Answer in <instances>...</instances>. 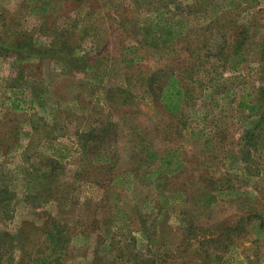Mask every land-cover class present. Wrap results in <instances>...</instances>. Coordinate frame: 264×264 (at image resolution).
Wrapping results in <instances>:
<instances>
[{"label": "rangeland", "instance_id": "obj_1", "mask_svg": "<svg viewBox=\"0 0 264 264\" xmlns=\"http://www.w3.org/2000/svg\"><path fill=\"white\" fill-rule=\"evenodd\" d=\"M39 3L47 16L29 14L26 0H0L9 263L264 264V0ZM156 9L168 10L180 36L144 47L138 30ZM235 25L247 33L230 57ZM18 37L30 43L21 54L10 47ZM151 74L155 85L179 80L181 111L168 114L152 98ZM255 122L259 141L245 158L241 136ZM164 152L180 161L173 174L158 170Z\"/></svg>", "mask_w": 264, "mask_h": 264}, {"label": "trees", "instance_id": "obj_2", "mask_svg": "<svg viewBox=\"0 0 264 264\" xmlns=\"http://www.w3.org/2000/svg\"><path fill=\"white\" fill-rule=\"evenodd\" d=\"M205 0H203L204 2ZM208 1V0H207ZM28 6H29V14L32 15H39L41 17H45L48 15V11L47 8L45 7V3H39L36 5V3L38 2V0H26ZM164 11H168V10H162V12ZM161 11H158L157 9L154 11L155 13V19L154 21H149L147 22V24H145L144 26L140 27V29L138 31L141 32L140 35V39H139V44L143 45L144 47H148L149 45H155L158 42H162L163 43H169L174 36H180L178 33H175V31L172 30L171 27L168 26V20L165 19L164 15L162 14ZM181 18L178 21L177 25L181 24ZM246 28H241L240 26L237 27L236 25L234 27H231L229 32L231 31L232 36L230 35L231 39H232V43H230L229 49H230V57H234L236 56L239 52H240V47H242L244 40L242 39V35L243 33H247L246 32ZM26 40V41H25ZM21 39V38H17L15 39L13 42V44L10 46L12 48V50L17 54H21L19 52H21V49L25 47V44H30L29 41L27 39ZM28 41V42H27ZM63 46H68L67 49H70L71 47L68 44H62ZM185 53L187 52L186 50H184ZM199 57H197L196 59H194L193 64H191L192 68L190 69V74H189V79H192V75L194 74V72L198 69V66H201V63L199 62ZM228 58V57H227ZM75 62L77 63H81L82 65L85 64V58L84 57H78L74 59ZM263 64V61L261 60V62ZM194 67V70H193ZM263 75L260 77V80L263 82L264 84V73H262ZM155 74H151L149 77H151L148 81H147V86L149 88L153 87L154 89H156V92L151 94L152 98H154L155 100L157 99L158 102L161 104L162 109L164 110V112L168 113V114H176L179 111H181V107H183L184 105V91L180 85L179 80L173 76L172 74L165 75L163 78L164 80L162 81L161 84H157L155 85L156 80L153 79V76ZM263 89V88H262ZM259 89L258 92L264 95V89ZM244 102H240L238 104V108H242ZM247 109V111L249 112V115H253L255 113H257L258 107L256 105H251L249 107H245ZM264 115L262 114V112L260 111L259 113V117H258V122L260 123L261 120L264 121ZM255 122L256 124H254V126H252V128L245 132L242 136H241V140H240V144L242 146V149L245 150L243 151L245 158L248 156V151L250 149L255 150L256 147V141H259V135H258V129L259 128V123ZM150 155L147 156L146 158H151L154 156V153H149ZM147 159V160H148ZM159 164H158V170L160 172V170L162 172H164L165 174H173L176 170H178L180 168V161H178V159L174 158L173 154H171L170 152H164L163 155L158 159ZM172 163H174V166L171 167ZM158 172V171H157ZM227 189V188H225ZM13 195L6 190L5 188L0 190V209L3 210L5 212V209L7 208V205L9 202H11L13 200ZM250 218H256V215L251 213L250 214H246L245 215V220L247 219V221ZM242 221V218L236 223V225L234 227H231V231H236V227L237 224H240ZM258 227L260 229H264V222L263 221H259L258 223ZM229 228V227H228ZM226 231H230V229H226ZM61 228H59L58 226L53 227L52 231L49 232L48 234V238H49V244L51 243V247H52V251L56 252L57 249H61L60 247V243H61ZM8 239V241H7ZM14 241V237L12 236V240L11 242ZM200 244V243H199ZM57 248V249H56ZM54 249V250H53ZM10 250H11V246H10V237L7 235V233L5 232H1L0 231V264H10ZM224 250V247H223ZM203 255H205V253H203ZM205 261V259H204ZM34 264H44L42 259H37L34 261ZM204 264H208V263H204Z\"/></svg>", "mask_w": 264, "mask_h": 264}]
</instances>
